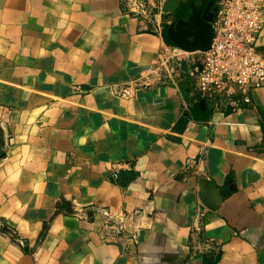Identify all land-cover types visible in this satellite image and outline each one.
<instances>
[{
  "label": "crops",
  "instance_id": "0c3cea01",
  "mask_svg": "<svg viewBox=\"0 0 264 264\" xmlns=\"http://www.w3.org/2000/svg\"><path fill=\"white\" fill-rule=\"evenodd\" d=\"M130 1L0 0V264H264V88L128 87L201 0Z\"/></svg>",
  "mask_w": 264,
  "mask_h": 264
},
{
  "label": "built area",
  "instance_id": "2783aa9c",
  "mask_svg": "<svg viewBox=\"0 0 264 264\" xmlns=\"http://www.w3.org/2000/svg\"><path fill=\"white\" fill-rule=\"evenodd\" d=\"M211 41L205 51L166 44L128 87L171 84L196 102L234 112L250 105V92L264 88V50L256 45L264 0H212ZM128 10L153 17L154 0H131ZM151 22V21H150ZM158 32L161 28L158 26ZM126 94L127 89L121 91Z\"/></svg>",
  "mask_w": 264,
  "mask_h": 264
},
{
  "label": "water",
  "instance_id": "95a60500",
  "mask_svg": "<svg viewBox=\"0 0 264 264\" xmlns=\"http://www.w3.org/2000/svg\"><path fill=\"white\" fill-rule=\"evenodd\" d=\"M211 1L201 0L199 7L190 8L185 19L168 24L164 34L174 46L187 52L205 51L209 48L212 21ZM198 106L205 107L202 99L198 100ZM206 185L204 181L201 183L200 198L202 201L207 196Z\"/></svg>",
  "mask_w": 264,
  "mask_h": 264
},
{
  "label": "trees",
  "instance_id": "16d2710c",
  "mask_svg": "<svg viewBox=\"0 0 264 264\" xmlns=\"http://www.w3.org/2000/svg\"><path fill=\"white\" fill-rule=\"evenodd\" d=\"M168 26V25H167ZM167 26H165L164 28H163V37H164V40H165V42L167 43V44H169V45H172V43L170 42V40L165 36V34H164V30L167 28Z\"/></svg>",
  "mask_w": 264,
  "mask_h": 264
},
{
  "label": "flooded vegetation",
  "instance_id": "af4514ba",
  "mask_svg": "<svg viewBox=\"0 0 264 264\" xmlns=\"http://www.w3.org/2000/svg\"><path fill=\"white\" fill-rule=\"evenodd\" d=\"M207 1H210V0H207ZM206 5V2L204 4V6ZM212 7H213V1H211V4H210V10L212 11Z\"/></svg>",
  "mask_w": 264,
  "mask_h": 264
}]
</instances>
